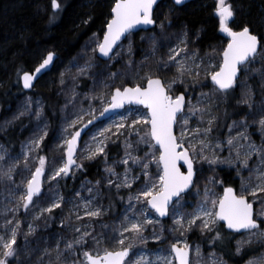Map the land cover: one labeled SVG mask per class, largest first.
<instances>
[{"label":"snow or ice","instance_id":"1","mask_svg":"<svg viewBox=\"0 0 264 264\" xmlns=\"http://www.w3.org/2000/svg\"><path fill=\"white\" fill-rule=\"evenodd\" d=\"M156 7L158 0H114L102 40L95 42L94 33L95 47L85 45L92 55L74 57L60 72L65 103L51 146L44 143V106L31 97L0 123L3 133L25 116L35 121L19 154L0 143V264H205L202 244L189 240L194 231L211 247V264H228L216 249L227 250L235 234L241 239L232 255L250 257L244 264H264V37L256 32L264 30V11L253 18L244 0H213L218 30L228 39L201 54L193 45L203 29L182 24L169 32L173 7L166 5L159 17ZM51 8L49 23L61 3L51 0ZM238 15L247 18L233 28ZM137 32L146 33L140 42L148 45L140 60ZM161 47L167 51L158 55ZM54 56L48 51L35 73ZM84 77L91 83L78 91ZM36 78L23 72V87L33 88ZM125 104L147 112L128 109L82 139L99 117ZM45 147L59 155L41 154ZM84 161L100 162L103 175H85L79 189L65 194L67 181L86 172ZM222 167L234 173L237 186L218 177ZM64 208L61 231L38 236ZM21 213L31 217L26 230Z\"/></svg>","mask_w":264,"mask_h":264},{"label":"trees","instance_id":"2","mask_svg":"<svg viewBox=\"0 0 264 264\" xmlns=\"http://www.w3.org/2000/svg\"><path fill=\"white\" fill-rule=\"evenodd\" d=\"M58 2L61 3V10L56 19L49 23V18L55 11L51 8V0H0V122L8 109L15 106L16 101L25 94L40 96L45 102V116L50 125V135L45 145H50L53 141L60 128L62 116V100L59 98L57 89L47 79L53 78V73L60 65L76 57L94 33L103 38L114 0H58ZM244 3L245 11L250 9L253 18L259 17L264 11V0H244ZM166 5L173 7L174 26L168 29L169 31H177L182 24H187L193 32L203 29L200 40L193 45L199 47L201 53L208 50L209 45L219 48L226 46L227 42L218 30V19L212 13L213 0H197L183 7H174L170 0H166L156 8L155 15L159 17L161 12H166L168 10ZM246 18L238 15L231 26L238 28L242 19ZM256 32L264 37V30L256 29ZM143 33H136L134 38L137 46V60L142 59V51L145 48V44L140 42V36ZM48 51L58 54L54 68L37 83L33 91L26 92L21 83L22 73L32 72ZM163 51L164 49H160V55L165 54ZM101 63L105 64L103 61ZM235 95L238 98L237 94ZM234 105L235 99L230 100L228 105L230 112ZM19 130L20 128L16 127L1 135V139L15 151L18 150L19 142L26 134L19 135ZM47 149L49 150L45 147L46 151ZM85 168L86 172L82 175L78 174L75 182L67 181V186L63 187L65 194L71 195L83 176L86 175L92 180L100 176V162L88 163ZM223 176L225 184L232 183L233 186H237V181L233 179L231 172H224ZM164 222L167 223V221ZM237 235L240 234H235L234 237ZM192 238L202 241L197 231ZM229 240L227 250L218 247L216 251L223 252L224 259L229 264H244V261L250 257L232 255L233 237H229ZM203 243L206 250L211 249L207 243Z\"/></svg>","mask_w":264,"mask_h":264},{"label":"rangeland","instance_id":"3","mask_svg":"<svg viewBox=\"0 0 264 264\" xmlns=\"http://www.w3.org/2000/svg\"><path fill=\"white\" fill-rule=\"evenodd\" d=\"M167 31H169V30L167 29ZM169 32H171V31H169ZM219 32H220V31H219ZM220 34L225 38V41L227 42V39H228V38H227L226 34H224V33H222V32H220ZM142 35H146V33H143ZM96 37H97L98 39H97V41H95V42H98V40H102V38H100L98 35H96ZM92 38H93V36H91V37L88 39V41H86V43L83 45V47H82L81 50L78 52V54H77L76 57L84 56L85 53H87V55H89V56L92 55V53H91L90 51H88V49L85 48V45H86V44L88 45L89 48L95 47V42L92 40ZM126 43H127V41L125 42V44H126ZM144 44H145V48H144V49H147V47H148L147 42H144ZM193 47H194V46H193ZM218 48H219V47H218ZM144 49H143V50H144ZM160 49H164L163 52H165V53H166V51H167V47H161ZM142 52H143V51H142ZM201 54H203V53H201ZM158 55H160V52L158 53ZM96 56H97V53H96ZM97 57H98V56H97ZM135 59H137V58H136V55H135ZM70 61H72V60H69V61L65 62L64 64L60 65V66L56 69V72L53 73V74H54L53 78H50V79L48 78V79H47L48 82L50 81L51 84L57 89V92H58L59 98L62 100V105L65 103V97H64L63 95L60 94V87H61V86L59 85L60 72H61V71H64V70L69 66ZM82 62H83V61L81 60V63H82ZM96 63L99 64V65H101V66L104 65V64L101 63V61L99 60V58L97 59ZM118 66H119V65H114L113 70H115V67H118ZM73 71H75L74 68H73ZM51 77H52V76H51ZM68 83L70 84L71 81H69ZM90 83H91V81L88 80V78H86V77L81 78V83H80V87H79L78 91H86V90H87V87L90 85ZM205 90H207V89H205ZM236 94H237V96H238V98H239V94H240V92H239V88H237V90H236ZM29 97L32 98V101H33V102L39 101L41 104H43V106H44V114H45V102L43 101V99H42L40 96H37V95H35V94L28 93V94H25L23 97L19 98V99L16 101V105H15V106H13L11 109H8L7 114H5L4 116L1 117L2 119H1V122H0V123H2V122L5 121V120L11 119L12 115H13V114H14V113H15V112H16V111H17V110H18V109H19V108H20V107L26 102L27 98H29ZM128 109H139L140 112H141L142 114L147 112V110L144 109V108L127 107L124 111H122L121 113L117 114V115L114 116L113 118H111V119H109V120H107V121H105V122L98 123L97 125H95V126H94V127H93V128L87 133V135L85 136L84 140H87L89 134H91L92 132H94V131L96 130V128H98V127H104V126H106L108 123H110L111 121H116V120H118V119H119V116H120L121 114H127V111H126V110H128ZM62 115H63V113H62ZM45 119H47L46 116H45ZM61 124H62V121H61ZM61 124H60V127H61ZM16 127H19V128H20V130H19V135H21V134H23V133H26L25 136H24V138H22V139L20 140V142H19V148H18L17 151H15L13 147L8 146V145H7V144L1 139V135L6 134L9 130H12V129L16 128ZM34 127H35V121H34V119H31V118H29L28 116H25V117H23L21 120L17 121L12 127L8 128L6 132L0 133V143L5 144V146L8 147V148L10 149L11 152H13V153H15V154H19V153L22 151V144H23V142L26 141V139L29 137L30 132L32 131V129H33ZM59 130H60V128H59ZM59 130H58L57 134L55 135V137L58 135ZM253 131H254V139H256L257 141H259V138H260V137H259V134H258V133H255V130H253ZM49 135H50V125H49ZM55 137H54L53 141L50 143L49 146H51V145L53 144V142H54V140H55ZM48 138H49V136L46 138L45 142L48 140ZM45 142H44V143H45ZM111 151H112V153H116V152H117V149H116L115 147H113ZM41 154H46V155H48L50 158H51V156H53V155H59L58 153L51 152V151H49L48 149H47V151H46L45 148H44V150H43V152H42ZM57 163H59V160H57ZM88 163H90V162H88V161H84V164H85V165L88 164ZM91 163H93V162H91ZM95 163H97V162H95ZM224 172H225V173H229L230 170H229L227 167H222V168L217 169V175H218V177L224 179V176H223ZM210 174H211V173L209 172V170L205 167L204 175L207 176V175H210ZM232 174H233V177H234V173H232ZM101 175H103V173H102V164H101V169H100V176H101ZM61 184L63 185V181L61 182ZM237 185H238V181H237ZM79 186H80V181L78 182L76 189H79ZM44 188H45V189L47 188V183L44 184ZM62 191H63V188H62ZM217 191H218V192H222V188H218ZM63 192H64V191H63ZM190 199H193V197H190ZM106 202H107V201H105V203H106ZM55 211H57V213L55 214V215L57 216L56 221H55L54 223L50 222V227H49L47 230H44V229H43V226H41V230L38 231V233H37L38 236L47 235L49 232H59V231H61V229H60V227H59V217L62 216L64 213L67 212V208H64L63 212H61L60 210H55ZM19 218L22 219V220H25L24 229L26 230V227H27V220H30L31 217H30V216L25 217V216L23 215V213H21V215H20ZM164 221H167V223L164 222ZM163 222H164L166 225H170V224H171V220H169V219L163 220ZM194 232H196V231H194ZM194 232H192V233L189 235V240H190V242H192V243L200 242V243L202 244L205 264H211V259H210V257H209V253L212 251V249L206 250L203 241H196V239L192 238V235L194 234ZM197 232H198V231H197ZM198 233H199V232H198ZM66 234H67V233H66ZM199 234H200V233H199ZM237 239H241V235H237V236H235V237L233 238L232 243H233V245H234V248H235V241H236ZM157 246H158V244H157V243H154V242H149V245H148V247L153 248V249L156 248ZM217 253H218V252H217ZM228 264H229V263H228Z\"/></svg>","mask_w":264,"mask_h":264},{"label":"water","instance_id":"4","mask_svg":"<svg viewBox=\"0 0 264 264\" xmlns=\"http://www.w3.org/2000/svg\"><path fill=\"white\" fill-rule=\"evenodd\" d=\"M163 1H166V0H158V5H159L161 2H163ZM170 1L172 2V0H170ZM195 1H197V0H189V2H188L187 4H190V3L195 2ZM187 4H186V5H187ZM156 8H157V7H156ZM148 27H151V26H148ZM137 33H139V32H137ZM54 54H55V56H54V60H53L52 64L48 66L47 69L42 70L41 73H39V74H36V73H35V69H34L32 72H30V73L36 75L37 78L33 81V84H34L33 88H31V89H25V88L23 87L24 90H25L26 92H30V91H32V90L35 88V86H36V84L38 83V81H39L43 76H45L46 74H48V73H50V72L52 71V69H53L54 66H55V63H56L57 60H58V54H57L56 52H54ZM99 55H100V54L97 52V56H98V58H99ZM99 59H100L101 61H103V62H106L105 59H102V58H99ZM28 72H29V71H28ZM21 83H22V86H23L22 76H21ZM127 107L144 108L142 105H135V104L129 105V104H125V107H124V108L117 109V110H115L114 112H113V111H110V112L107 113L104 117H99L98 120H96V121L93 123V125H90L89 128H88L84 133H82V139L84 140V138H85V136L87 135V133H88V132H89V131H90L95 125H97L98 123L105 122V121H107V120L113 118V117L116 116L117 114H119V113H121L122 111H124ZM144 109H145V108H144ZM166 219H168V218H162V220H166Z\"/></svg>","mask_w":264,"mask_h":264},{"label":"bare ground","instance_id":"5","mask_svg":"<svg viewBox=\"0 0 264 264\" xmlns=\"http://www.w3.org/2000/svg\"><path fill=\"white\" fill-rule=\"evenodd\" d=\"M99 60H100V59H99ZM43 77H44V76H43ZM43 77H42V78H43ZM42 78H41V79H42ZM41 79H40V80H41ZM40 80H39V81H40ZM39 81H38V82H39ZM36 85H37V84H36ZM35 87H36V86H35ZM33 90H34V89H33ZM33 90H32V91H33ZM30 92H31V91H30Z\"/></svg>","mask_w":264,"mask_h":264}]
</instances>
